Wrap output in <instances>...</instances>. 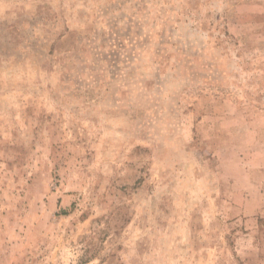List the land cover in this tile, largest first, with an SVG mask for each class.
<instances>
[{"label": "rangeland", "instance_id": "1", "mask_svg": "<svg viewBox=\"0 0 264 264\" xmlns=\"http://www.w3.org/2000/svg\"><path fill=\"white\" fill-rule=\"evenodd\" d=\"M0 264H264V0H0Z\"/></svg>", "mask_w": 264, "mask_h": 264}]
</instances>
